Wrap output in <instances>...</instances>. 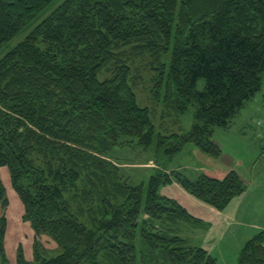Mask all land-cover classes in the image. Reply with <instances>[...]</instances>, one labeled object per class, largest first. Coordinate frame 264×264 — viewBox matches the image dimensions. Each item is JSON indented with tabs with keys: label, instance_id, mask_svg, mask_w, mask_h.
I'll list each match as a JSON object with an SVG mask.
<instances>
[{
	"label": "trees",
	"instance_id": "obj_1",
	"mask_svg": "<svg viewBox=\"0 0 264 264\" xmlns=\"http://www.w3.org/2000/svg\"><path fill=\"white\" fill-rule=\"evenodd\" d=\"M0 0V168L34 234V264H217L184 234L204 229L161 188L176 183L222 212L246 185L186 178L162 164L146 186L131 185L116 149L133 144L166 164L187 144L219 158L212 141L264 84V0ZM149 61V63H148ZM136 62L153 73L152 93L193 124L184 134H156L137 103ZM202 82V88L198 85ZM8 206L0 177V263L7 264ZM60 253L46 256L40 238ZM17 264H28L17 248ZM237 264H264V231Z\"/></svg>",
	"mask_w": 264,
	"mask_h": 264
},
{
	"label": "rangeland",
	"instance_id": "obj_2",
	"mask_svg": "<svg viewBox=\"0 0 264 264\" xmlns=\"http://www.w3.org/2000/svg\"><path fill=\"white\" fill-rule=\"evenodd\" d=\"M63 1L64 0L54 1V3L43 12L40 20L50 14ZM28 32L29 31L21 32L5 45L0 51V58L23 41ZM135 64L141 78L134 90L137 103L141 108H147L149 110L150 119L156 134L168 137L172 134H184L188 132L193 124V108L190 107L184 115H176L171 109H166V107L162 105L161 100L156 101L153 96V73L147 68L148 65L146 64L147 66H143L139 62ZM202 85L203 83L200 82L198 85L199 90L202 88ZM261 92V94L259 93L255 96L253 101L248 102L240 113L232 119L228 129H216L212 141L221 150L219 158L209 157L201 153L195 146L187 144L176 157L166 164L164 161H161L163 160V156L161 158L155 153V142L153 146L147 150L135 143L131 147L116 149L114 152V157L117 158L116 162H118L121 175L124 176L125 180L131 185L146 186L150 177L156 172L155 170L162 164L166 167L168 172H179L191 180L196 179L201 174L208 176L209 170L214 172L213 170L216 166L226 167L227 169L244 167L242 163L248 164L252 161V158L260 154V146L252 137L253 132L251 127L252 123H254L258 131L262 129V127L256 126L255 120L257 117L263 118L264 107L263 110L259 112L256 108L255 101L257 102L258 98L261 99L264 97V84ZM262 131V134H264V126ZM243 132H245V134H242ZM262 159L264 160V158ZM263 160L257 165V169H260L259 172L264 171ZM0 177L6 190V199L8 200V206L3 211L7 220V235L5 240L7 264H17L16 253L19 245L23 250L25 262L34 264V234L28 223L22 221L23 207L17 194L12 189L10 174L7 168H0ZM170 186L176 187L178 185L172 183ZM164 188H161V193L166 196L171 195L174 199H176L175 197L178 198V193L183 192L180 187V191ZM1 213L2 211L0 210V214ZM186 234L187 232L184 235L186 236ZM39 240L42 251L45 252L47 257L52 258L60 253L56 244L49 238L42 236Z\"/></svg>",
	"mask_w": 264,
	"mask_h": 264
},
{
	"label": "crops",
	"instance_id": "obj_3",
	"mask_svg": "<svg viewBox=\"0 0 264 264\" xmlns=\"http://www.w3.org/2000/svg\"><path fill=\"white\" fill-rule=\"evenodd\" d=\"M255 105L259 112L262 111L264 97L258 98ZM251 129L252 137L260 146L258 156L252 158L248 164L242 163L244 167L241 168L227 169L216 166L214 172L209 170L208 176L215 179H222L230 171H235L246 185L245 192L235 198L224 211L213 209L183 190L182 193H178V198L174 196L188 213L207 224L204 229H188L186 236L194 246L205 249L217 264H237L238 254L245 243L257 233L264 231V171L259 172L260 169H257L258 163L264 158V134L263 128L258 131L254 123ZM167 188L179 190L178 186H167L164 189ZM167 197L172 198L171 195Z\"/></svg>",
	"mask_w": 264,
	"mask_h": 264
},
{
	"label": "built area",
	"instance_id": "obj_4",
	"mask_svg": "<svg viewBox=\"0 0 264 264\" xmlns=\"http://www.w3.org/2000/svg\"><path fill=\"white\" fill-rule=\"evenodd\" d=\"M263 121H264V115H263V118L260 119L258 122H257V125L258 126H261L263 124Z\"/></svg>",
	"mask_w": 264,
	"mask_h": 264
}]
</instances>
